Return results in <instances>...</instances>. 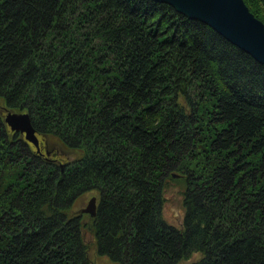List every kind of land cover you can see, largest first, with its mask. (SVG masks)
Masks as SVG:
<instances>
[{"label": "trees", "instance_id": "obj_1", "mask_svg": "<svg viewBox=\"0 0 264 264\" xmlns=\"http://www.w3.org/2000/svg\"><path fill=\"white\" fill-rule=\"evenodd\" d=\"M0 102L66 148L46 158L0 115V264H264V63L209 23L163 0H0ZM93 188L91 250L73 204Z\"/></svg>", "mask_w": 264, "mask_h": 264}, {"label": "water", "instance_id": "obj_2", "mask_svg": "<svg viewBox=\"0 0 264 264\" xmlns=\"http://www.w3.org/2000/svg\"><path fill=\"white\" fill-rule=\"evenodd\" d=\"M190 17L199 18L225 37L248 51L264 63V21L257 16L245 0H163ZM6 122L19 129L25 138L38 146L37 129L31 121L29 110H7ZM177 175V172H173ZM96 195L90 196L83 210L96 212Z\"/></svg>", "mask_w": 264, "mask_h": 264}, {"label": "rangeland", "instance_id": "obj_3", "mask_svg": "<svg viewBox=\"0 0 264 264\" xmlns=\"http://www.w3.org/2000/svg\"><path fill=\"white\" fill-rule=\"evenodd\" d=\"M52 144H54V146H58L60 143L58 142L56 137L49 136L48 147L50 148ZM59 148L66 150V148L63 145L59 146ZM49 150L51 151V149ZM181 187L182 185L177 180L170 179L164 191L165 194L164 203H163L164 216L167 218V220L177 225H181L182 215L184 210ZM95 190L96 189H91L79 193L75 198L76 201L75 204H73V211L80 213L79 209L87 203L89 194L90 193L94 194ZM90 215L91 214H89L87 210L81 213L82 221H83L82 227L84 228L83 230L84 239L89 243V248L92 250L94 236H93V231L88 226L91 217ZM196 254L197 253H194L191 257H194ZM191 257H189L190 259L186 258L180 260L177 264H187L192 260ZM95 258L97 261H100L101 263L106 262V260L102 256H95Z\"/></svg>", "mask_w": 264, "mask_h": 264}, {"label": "flooded vegetation", "instance_id": "obj_4", "mask_svg": "<svg viewBox=\"0 0 264 264\" xmlns=\"http://www.w3.org/2000/svg\"><path fill=\"white\" fill-rule=\"evenodd\" d=\"M7 110H9L8 109V107L6 106V105H4L3 103H1L0 102V115H1V117L3 118V120H4V122H5V124H6V126H8V129L9 130H11V132L12 133H17L18 134V136H20V137H22L24 140H25V143L30 147V149L32 150V149H34V150H36V152H38V154H40V155H42V156H44V157H46V158H49V159H52V160H57V159H62V158H65L64 157V149H61V148H59V146H61V144H59L58 145V149H56L53 153H52V155H50V153H51V151L49 150L50 148H52L53 146H54V144H52L51 146H50V148L48 147V138L46 137V140H45V142H44V139H43V134L44 133H41V132H37V134H38V143H39V145L38 146H36L32 141H30L29 139H27V138H25V136H24V133H22L19 129H13V128H11V126L6 122V120H5V118H4V114H5V112L7 111ZM23 110H25V109H23ZM27 110H29V109H27ZM30 112V111H29ZM32 118V117H31ZM32 120V119H31ZM44 144L46 145V147H47V150H48V152H50V153H46V151L43 149V146H44ZM55 148V147H54ZM53 148V149H54ZM58 161H60V160H58ZM94 189V188H93ZM91 190V189H90ZM95 195H96V199H95V201H97V190H95V193H94ZM91 195H93V193H90L89 194V198H90V196ZM89 198H88V200H89ZM88 200H87V202H88ZM75 201H76V199H75ZM86 203V202H85ZM87 204V203H86ZM85 204V205H86ZM85 205H83V206H85ZM82 206V207H83ZM82 207L79 209L80 210V214L82 213V212H84V211H86V210H83L82 209ZM89 212V211H88ZM78 213V212H77ZM76 214V213H75ZM89 214H91L90 212H89ZM76 215H79V214H76ZM92 215V214H91ZM80 216V215H79Z\"/></svg>", "mask_w": 264, "mask_h": 264}, {"label": "bare ground", "instance_id": "obj_5", "mask_svg": "<svg viewBox=\"0 0 264 264\" xmlns=\"http://www.w3.org/2000/svg\"><path fill=\"white\" fill-rule=\"evenodd\" d=\"M31 117V116H30ZM32 121V120H31ZM93 215V214H92Z\"/></svg>", "mask_w": 264, "mask_h": 264}]
</instances>
